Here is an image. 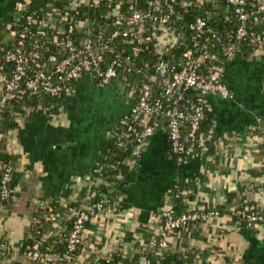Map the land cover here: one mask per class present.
Segmentation results:
<instances>
[{
    "label": "crops",
    "instance_id": "obj_1",
    "mask_svg": "<svg viewBox=\"0 0 264 264\" xmlns=\"http://www.w3.org/2000/svg\"><path fill=\"white\" fill-rule=\"evenodd\" d=\"M39 1L55 14L51 4ZM25 2L0 0L2 39L12 35V20ZM218 76L231 95L202 96L209 111L204 119L207 130L195 152L177 160L167 155L164 129L147 139L136 160H118L115 153H106L131 107L116 81L113 88L97 89L103 93L94 97L95 79L85 75L68 91L58 117L42 111L27 120L18 116L7 150L15 154L21 177L15 196L0 203V239L10 248L9 254L0 255V264L29 263L19 247L38 205L80 193L88 201L103 196L96 193L98 186L111 183H116L109 190L113 200L88 222L84 247L74 264H93L113 250L122 252V264L129 262L127 253L146 240L145 232H157L159 213L177 187L184 189L183 210H220L212 220L191 222L178 232L194 260L264 264V224L238 225L232 216L243 205L264 207V41L248 56L229 58ZM1 89L0 77V93ZM85 89L91 91L87 96Z\"/></svg>",
    "mask_w": 264,
    "mask_h": 264
},
{
    "label": "trees",
    "instance_id": "obj_2",
    "mask_svg": "<svg viewBox=\"0 0 264 264\" xmlns=\"http://www.w3.org/2000/svg\"><path fill=\"white\" fill-rule=\"evenodd\" d=\"M253 1L247 0V9L252 8ZM146 2L147 0H80L78 3H70L69 0H47V3H50L55 11V14H53L52 12H47L45 5L42 7L39 0H26V6L20 9L18 16L12 20V35L10 38L4 40L0 35V77L2 87L0 93V162L11 166V179L7 183L10 197L4 201L11 200L15 196V188L21 177V172L17 170L15 154L7 150L8 135L17 127L16 118L19 116L27 120L37 111H42L51 118L58 117L68 93V91L63 90L59 94L52 96L42 91L32 92L27 90L20 97L14 96L10 98L4 96L3 84L10 79L14 69V63L7 61L5 54L8 50L15 47L18 39L17 33L22 29L23 24L29 17L35 16L39 19L46 20L54 16L55 22L53 20L52 23L62 28L61 32L56 29V26L46 28L42 31V34H30L24 39V48L26 50L38 49L42 59L49 64L54 63L64 56V50L61 47V37L67 32L69 23L74 25L72 39L77 44L83 43L88 38L95 43L101 67H105L110 59L118 54L122 63V67L118 69V73L119 75L121 73L124 77V82L120 87L125 86L123 95L129 96L131 103L135 102V96L132 99L129 94L131 88L135 87L138 89L142 85V82L146 81L153 74V69L157 62L160 60L166 61L173 70L180 68L183 53L192 44L193 33L189 29V24L196 17L205 18L207 27L215 33V36L209 33L200 39L204 50L208 54V58L201 68V72L206 76H210L213 70L215 73H220L223 65L231 56V53L225 51L229 44H235V55L248 56L254 51L255 47L261 45L264 41V11L259 13L260 19L258 22H253L252 19L247 21V34L245 38L236 39L234 31L238 26V19L235 14L234 5L229 3L228 0L178 1L174 5V13L170 23L165 24L163 27H157L149 21L146 23V28L148 29L147 35L154 37V40L144 41L140 44L125 41L119 34L120 31L126 28L125 19L134 9H145L147 7ZM90 17L94 19L92 22L89 21ZM166 30L173 32L174 37H180L181 41L179 43L170 41L164 46L156 43L155 39H160V35L165 33ZM106 41L111 46L112 51L99 49L103 45L102 43ZM50 55H54L55 57L51 59L49 57ZM127 60H130V65L127 63ZM127 65L128 69L125 71ZM151 90L152 100H159L164 107L168 106L167 104L170 101L163 94L162 85L158 78L153 81ZM184 96L194 102H200L204 106V118L201 120L198 128V133L203 136V133L208 127L204 123V119L209 116V111L203 102V98L195 89H186ZM151 119H156L160 122V127L156 131L166 125L163 112L161 111L153 117H150ZM187 126V123H185L181 127L184 136H186ZM140 129L141 123L138 121H130L121 125L114 131V136L108 144L106 153H115V157L118 160H124L126 158L136 160L137 158L130 157L133 156L134 140ZM184 142L188 143L186 140ZM167 155L172 159H181L178 154L171 150L168 138ZM115 188L116 183L105 186L100 185L96 189V193L103 194V198L105 197L107 202H110L113 200L114 192H110L109 190ZM172 193L173 197L175 193H179L180 196L178 198L174 197L169 205L177 211H183L184 203L182 194L184 193V189L177 187L172 190ZM84 196L83 193H80L74 198L66 200L50 198L35 208L32 221L25 228L24 239L19 247V252L22 254L30 253L31 251L34 252V254L28 257V264H74L76 262L79 250L84 245L75 251H67V237L72 229L75 218L69 211L70 209L77 210L80 206L85 205L87 199ZM260 208L264 209V207ZM51 213H59L63 216V221L59 223L61 225L57 227L54 225L59 220L53 222L49 218V214ZM88 222L85 223V228ZM236 222L238 225L247 224L240 220H236ZM181 230L184 229H178L172 233L170 244L166 249L147 251L141 244L135 246L136 248L132 253H127L129 262L138 264L139 258L142 255H146V264H200L197 260L193 259V252L185 247L182 238L177 235ZM145 233V238L148 239L156 231L154 233L146 231ZM0 244H3V247H0V255L3 254L5 256L9 254L10 248L8 245L1 239ZM122 257L121 251L113 250L104 257L93 261V264H122ZM107 259L108 261H106ZM10 264L20 263L14 261ZM224 264L240 263L226 258Z\"/></svg>",
    "mask_w": 264,
    "mask_h": 264
},
{
    "label": "built area",
    "instance_id": "obj_3",
    "mask_svg": "<svg viewBox=\"0 0 264 264\" xmlns=\"http://www.w3.org/2000/svg\"><path fill=\"white\" fill-rule=\"evenodd\" d=\"M69 1L70 3H78L80 0ZM178 1L182 2L183 0H147V7L145 9L136 8L125 19L126 28L120 31L119 34L125 41L130 43L137 42L140 44L144 41L154 40V37L147 35L148 29L146 28V23L149 21L157 27H163L165 24L170 23L174 13V5ZM228 2L234 5L235 14L238 19V26L234 31L235 37L236 39H243L247 34V21L249 19H252L253 22L259 21V13L264 11V0H254L251 9L246 8L247 0H228ZM25 6L26 2L19 5V8L23 9ZM93 17L89 18L90 22L94 20ZM53 20L55 22L54 16L46 20L31 16L17 33L18 39L15 47L8 50L5 54V59L14 63L10 79L3 84L5 97H20L27 90L32 92L42 91L52 96L57 95L63 90L70 91L72 83L80 80L85 75H90L95 79L96 85L100 87L113 81H116L119 85L123 84L124 77L121 73L120 75L118 73V69L122 67L120 56L118 54L115 55L105 67H101L95 43L88 38L83 43L77 44L72 39L74 25L71 23L67 26V32L61 37V47L64 50V56L61 59L49 64L42 59L38 49L26 50L24 48V39L27 35H33L34 33L42 34L44 29L53 26H56L58 31H62L59 25L52 23ZM189 29L193 33L192 44L183 53L180 68L173 70V68H170L168 62L160 60L156 63L153 74L146 81L142 82V85L138 89L134 87L129 92L132 99L135 96V102L131 103L130 110L122 116V125L130 121L141 123V129L137 132L133 144V156L130 158L135 159L140 157L146 140L160 127L158 120H150V117H153L160 111L163 112L166 121V125L160 129L166 131L171 150L181 158L191 156L195 152V149L199 147L202 139V136L198 133V128L201 120L204 118L205 110L202 103L186 98L184 96L185 90L195 89L201 96L217 94L227 97L231 95L226 83L219 79L218 74L214 70L210 76H206L201 72L202 65L206 62L208 54L204 50L200 39L209 33L215 36V33L207 27V22L203 17H196L189 24ZM160 36V39H155V41L162 46L170 41L178 43L181 41L180 37H174L173 32L169 30H166ZM102 44L99 49L112 51L107 41ZM235 48L234 43L226 47L225 51L231 53L230 58L235 55ZM49 57L53 59L55 56L50 55ZM127 63L130 65V60H127ZM127 69L128 65L125 71ZM157 78L162 85L163 94L170 101L167 104L168 106L164 107L159 100L154 101L151 98L152 84ZM259 120L258 118L257 121ZM185 123L188 125L186 136L183 135V131L181 130V127ZM256 126L260 132H263L258 123ZM182 136L188 143L184 142ZM10 175L11 166L0 162V203L10 197L7 187V183L11 179ZM103 196L92 203L87 201L85 205L80 206L77 210L70 209L69 213L74 215L75 218L72 229L67 237V251H75L84 245V225L105 208L107 199L103 198ZM179 196V193L174 194L175 198ZM218 215H220L219 209H189L180 212L168 205L159 213L160 224L158 232L144 241L140 240L139 244L143 245L147 251L166 249L170 244L171 235L174 231L186 229L191 222L209 221ZM232 216L235 222L236 220H240L246 222L248 225L264 223V209L251 205L237 207L233 211ZM49 218L53 222L59 220V222H55L54 224L56 227L61 225L59 223L63 221V216L59 213H51L49 214ZM0 247L2 248L3 244H0ZM31 254H34V252L27 253V256ZM146 263L147 256L142 255L139 258L138 264ZM124 264L132 263L126 262Z\"/></svg>",
    "mask_w": 264,
    "mask_h": 264
},
{
    "label": "rangeland",
    "instance_id": "obj_4",
    "mask_svg": "<svg viewBox=\"0 0 264 264\" xmlns=\"http://www.w3.org/2000/svg\"><path fill=\"white\" fill-rule=\"evenodd\" d=\"M111 84L112 83H109V84H107V85H105V86H103V87H100V86H98V85H96V84H94V87H95V89L96 90H94V97H96V95L98 94V93H103V92H100V90H97V89H105V88H108V87H111V88H113V86H111ZM84 93H85V95L87 96L88 94H90L91 93V91L89 90V89H85V91H84ZM115 98H117V97H115ZM95 98H92V101L94 100ZM117 100V99H116ZM91 101V102H92ZM113 104V103H112ZM95 105H97V104H94V106Z\"/></svg>",
    "mask_w": 264,
    "mask_h": 264
},
{
    "label": "water",
    "instance_id": "obj_5",
    "mask_svg": "<svg viewBox=\"0 0 264 264\" xmlns=\"http://www.w3.org/2000/svg\"><path fill=\"white\" fill-rule=\"evenodd\" d=\"M18 16V15H17ZM124 91H125V86H121L120 87V94L121 95H123L124 94ZM149 138V137H148ZM101 197V195L100 196H95L94 198H92V199H90V200H88V202L89 203H92V202H94V201H96L97 199H99Z\"/></svg>",
    "mask_w": 264,
    "mask_h": 264
}]
</instances>
